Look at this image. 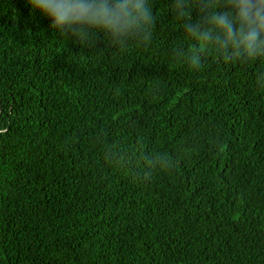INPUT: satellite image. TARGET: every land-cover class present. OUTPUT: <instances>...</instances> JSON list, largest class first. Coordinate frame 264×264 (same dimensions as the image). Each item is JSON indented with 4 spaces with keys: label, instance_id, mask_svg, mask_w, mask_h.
Segmentation results:
<instances>
[{
    "label": "trees",
    "instance_id": "obj_1",
    "mask_svg": "<svg viewBox=\"0 0 264 264\" xmlns=\"http://www.w3.org/2000/svg\"><path fill=\"white\" fill-rule=\"evenodd\" d=\"M171 3L120 47L0 0V264H264V60L193 70Z\"/></svg>",
    "mask_w": 264,
    "mask_h": 264
},
{
    "label": "clouds",
    "instance_id": "obj_2",
    "mask_svg": "<svg viewBox=\"0 0 264 264\" xmlns=\"http://www.w3.org/2000/svg\"><path fill=\"white\" fill-rule=\"evenodd\" d=\"M51 27L81 43L103 33L125 47L147 45L156 17L150 0H27ZM171 12L194 43L182 53L199 70L209 52L223 62L264 60V0H172ZM193 12L196 17H193Z\"/></svg>",
    "mask_w": 264,
    "mask_h": 264
}]
</instances>
